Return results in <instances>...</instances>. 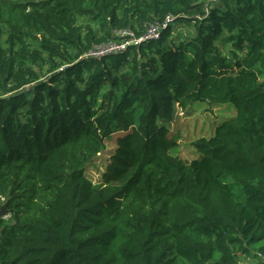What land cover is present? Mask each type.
<instances>
[{
  "label": "trees",
  "instance_id": "16d2710c",
  "mask_svg": "<svg viewBox=\"0 0 264 264\" xmlns=\"http://www.w3.org/2000/svg\"><path fill=\"white\" fill-rule=\"evenodd\" d=\"M195 102L235 115L186 162ZM3 205L0 264H264V0H0Z\"/></svg>",
  "mask_w": 264,
  "mask_h": 264
},
{
  "label": "rangeland",
  "instance_id": "374dc122",
  "mask_svg": "<svg viewBox=\"0 0 264 264\" xmlns=\"http://www.w3.org/2000/svg\"><path fill=\"white\" fill-rule=\"evenodd\" d=\"M176 29H179L182 33L179 38L183 37V34L186 32V28L182 25H175ZM226 109H229L233 114L227 112ZM181 112V111H180ZM235 110L230 105H207L203 102H195L189 108L186 114L183 116L178 115L176 121L173 123L175 134L180 136L178 140L179 155L186 161L190 162L197 158V155L193 149L192 142H194L203 130L210 132L212 128H216L225 120L234 117ZM99 163V162H98ZM98 163H94L93 167L89 170L88 176L91 177V180L95 182L96 175L100 173L98 169ZM262 245V243L253 244L249 247L248 255H244L247 261L242 262L243 264H258V261L261 258H255L253 255L256 253V250Z\"/></svg>",
  "mask_w": 264,
  "mask_h": 264
},
{
  "label": "built area",
  "instance_id": "2783aa9c",
  "mask_svg": "<svg viewBox=\"0 0 264 264\" xmlns=\"http://www.w3.org/2000/svg\"><path fill=\"white\" fill-rule=\"evenodd\" d=\"M174 18L168 15L163 24L162 29L170 22H173ZM160 28L158 26H149L145 29L141 37H136L130 30H122L116 33L118 41H108L102 43L99 46L94 47L88 51L84 57H91L95 59H101L107 55L117 54L125 52L129 47H135L144 40H157L160 37Z\"/></svg>",
  "mask_w": 264,
  "mask_h": 264
},
{
  "label": "water",
  "instance_id": "95a60500",
  "mask_svg": "<svg viewBox=\"0 0 264 264\" xmlns=\"http://www.w3.org/2000/svg\"><path fill=\"white\" fill-rule=\"evenodd\" d=\"M7 211H6V206L5 205H3V206H1L0 207V217H4V216H6V213Z\"/></svg>",
  "mask_w": 264,
  "mask_h": 264
}]
</instances>
